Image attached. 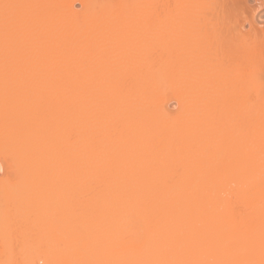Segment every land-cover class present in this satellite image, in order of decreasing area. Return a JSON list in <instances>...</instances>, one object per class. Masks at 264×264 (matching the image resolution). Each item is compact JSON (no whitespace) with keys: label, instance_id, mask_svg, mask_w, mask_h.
<instances>
[{"label":"bare ground","instance_id":"6f19581e","mask_svg":"<svg viewBox=\"0 0 264 264\" xmlns=\"http://www.w3.org/2000/svg\"><path fill=\"white\" fill-rule=\"evenodd\" d=\"M247 1L7 0L22 5H60L54 10L35 7L23 11L51 18L56 26L67 29L70 44H94L95 49L87 57L86 66L77 64L69 69L72 87L64 93L63 105L54 103L37 121L33 132L41 140L40 151L31 157L23 152L11 153L5 175L17 169L20 176L32 174V186L20 191L24 194L40 188L47 191L52 184L64 188V180L74 187L80 185L82 176H110L121 207L134 209L136 217L149 221L154 216L156 220V233L152 230V236L148 232L146 238L143 235L136 242L131 240L137 248L136 258L150 252L154 257L153 253L170 246L169 252L190 253L183 260H226L210 229L203 230L204 234L185 230L180 233L177 224L208 219L210 225V218L217 215L221 205L233 208L227 213L235 219L239 213L236 209H243L244 214L239 216L243 219L247 214L244 220L249 216L250 222L253 219L247 230L249 234L251 230L249 248L258 255L259 264L264 219L259 99L264 19L260 24L253 16L264 15V0H253L251 5ZM73 3L86 7H68ZM142 5L166 7L160 9L163 16L154 17L152 9ZM183 5L211 7H177ZM186 18L192 22L186 23ZM205 23L218 32L225 48L253 46L254 79L244 77L241 84L242 77L235 66L219 68L213 64L201 46V26ZM249 88L256 96L254 105L245 98ZM237 95L238 102H233ZM170 100L176 101V112L167 109ZM3 131L0 34V143ZM4 159L0 149V162ZM161 160L178 161L179 171L175 166L161 168ZM4 178L0 176V185L3 193H8L10 205L21 204L22 193L18 195L13 185L6 189ZM15 193L20 197H13ZM37 193L38 197L31 200L37 202L46 194L45 190ZM2 198L4 203L5 195ZM200 207H215L210 209L215 214L209 209L202 213L190 211ZM126 236H121L125 246L129 242ZM161 236L164 241L158 240ZM148 256L147 260H152Z\"/></svg>","mask_w":264,"mask_h":264},{"label":"snow or ice","instance_id":"6c2138e0","mask_svg":"<svg viewBox=\"0 0 264 264\" xmlns=\"http://www.w3.org/2000/svg\"><path fill=\"white\" fill-rule=\"evenodd\" d=\"M76 5H79L78 7ZM44 7L56 9L60 5H22L0 0V34L3 40V139L0 149L4 153V161L0 162V176H4V184L9 186L19 183L20 172L17 169L6 173L5 164L11 161V153L23 152L33 156L40 151L41 140L33 132L41 116L50 111L54 103L63 105V95L72 87L69 69L77 64L86 66L87 57L94 51L95 45L70 44L67 29L56 26L51 18L24 12V9ZM73 9H82L85 5L73 3ZM152 9V15L163 16L162 5H142ZM177 7L206 9L210 5H183ZM186 23H191L186 18ZM83 35V34H82ZM201 46L210 54L216 67L231 68L235 66L244 77L255 78V57L252 45L238 46L235 50L222 46L220 36L207 23L201 26ZM261 73H264V49L261 52ZM259 94L261 111V169L264 175V77L261 76ZM246 101L256 103V96L249 88ZM237 95L233 102H238ZM70 107V106H69ZM175 166L179 171V162L161 160L160 167ZM146 207V205H144ZM228 212L234 211L228 207ZM26 229L19 224L12 212L7 193L4 200L3 227L0 231V244L12 258L7 264H45L40 258L43 247L38 233L32 230L31 236L25 235ZM143 235V227L135 234ZM28 246L36 249L33 256L24 255ZM261 260L264 264V219L261 222ZM48 264H110L104 261H63L49 260ZM136 264H256L255 261H235L225 259L205 260H143Z\"/></svg>","mask_w":264,"mask_h":264},{"label":"rangeland","instance_id":"374dc122","mask_svg":"<svg viewBox=\"0 0 264 264\" xmlns=\"http://www.w3.org/2000/svg\"><path fill=\"white\" fill-rule=\"evenodd\" d=\"M247 2H249V5L253 4V0H248ZM76 6L78 7L79 5ZM248 16L251 17L250 14H248ZM253 17V20L257 23H263L264 15L254 14ZM245 27L246 29L248 28L247 22H245ZM167 109L171 112H176V101L170 100L168 102ZM31 176L32 174L28 172L22 174L19 181V183H21V181L23 180V183H21L22 185L18 183V185L14 184V187L11 186L18 195L24 192L23 190H25V188L32 186V181L34 180V178L33 176ZM82 178L83 179L81 180L80 185L74 187L70 185L68 186L69 183L64 180L63 184L66 185H64V188H62V186L60 185L61 189L60 187H58L60 190H57L58 188H56L55 185L52 184V186L47 187V191H49L50 194L46 191L45 188H40V190L37 189L34 192H30V194L22 193V199L20 196H17L16 193L15 195L11 194L15 198L20 197L19 202H21L22 204V206L18 202L14 205L12 204L11 209L15 210H12L14 217L19 224L25 227L26 236L30 237L32 230H35L38 233V239L43 245V247L40 249V258L44 260L45 264H48V261L53 259L63 261H104L110 262V264H125V262L128 261L127 263L130 262L129 264H136L138 260L143 261L144 257V259L147 260V255L152 257V260H183L186 258V256H190V253L188 251L179 254L178 252H176L177 250L173 249L174 251H172V249L170 248L171 251L169 252V246L167 249H165V251L159 250L160 252H155L156 250H153V252H155L152 254L154 255V257L150 255L151 252L149 251V254H143L142 256L136 258L137 248L134 247L135 244L133 245L134 242H131V240H135L136 242L135 234L141 230V227H143V235L145 236L142 238H146V236L149 235L152 236L153 234H150L152 230H154L153 233L157 232V230L155 231L156 226L154 227V223L156 224V220L155 218H153L154 216H152V219L149 218V222L148 220L143 219L145 217H136L137 215H134L133 213L134 209L132 210V208L130 209V207H121L118 203L119 193L113 186L112 178H110V176L96 174L82 176ZM57 180L60 179L58 178ZM25 181L26 185L24 184ZM27 181L29 182V185H27ZM61 182L60 184H62ZM1 186L2 185H0V189L2 190L3 186L2 188ZM20 187L22 188V190H20ZM44 190L46 194H43L44 196H42L41 194L44 192ZM62 190H64V192H61ZM3 192L4 191L2 190V194L0 193V200H3L2 195H5ZM37 192L41 193V197H39L42 199V201H40L41 199L38 198L40 202H36V200L34 199L36 203H32V201L34 200H31V197H38V195H36ZM53 192L56 193L54 194ZM29 195L33 196L29 197ZM64 196L67 199H65ZM64 200L69 202L65 203L66 201L64 202ZM34 204L35 206H33ZM36 204H38V206ZM3 205L4 203L0 201V231H2L3 227ZM18 206L20 207V209H17ZM23 208L26 210L22 212ZM28 208L30 209L28 210ZM129 209L132 211H130ZM205 209L206 207L192 208L190 209V211L193 210L194 212L196 211L202 213V211L205 212ZM208 209L209 208H207L206 210ZM210 209L209 212L213 213L212 210H214L215 207L211 211ZM178 210L182 211V208H179ZM183 210L184 212H190L189 208H183ZM236 210H238L240 214H242V212L244 211L243 209H241V212L239 208ZM216 211H219L218 213L216 212L219 217H217L218 219L216 218L214 220L217 215H213L210 218V220L213 221H210V225L208 224V219H206L207 221L204 219L198 221L195 220L193 222L190 220H186L184 222L180 221L177 224L178 226L180 224V230L178 232L181 231L180 233H183V231L185 230L186 232L188 231L193 234H197L198 232L202 233L203 230H206L207 232L210 229V231L214 234L217 244H219L218 246H222V249L221 247L220 249L221 251H223V253H225L226 260L228 258V260L234 259L235 261H255L256 264H258V255L253 253L252 249L249 248V245L251 243V239L249 237L251 234V230L250 234L248 233L249 231H247L248 228L251 229L250 226L252 225L251 222H253V219L251 218L250 222V216L248 214V221L244 220L246 219L245 217L247 214H245V217L243 216L244 218L242 219V215L239 216V213L236 214V216L238 215L236 219L230 218L231 216L229 217V213H227L228 211L226 205H224V207L223 205H221V207H219V209ZM213 214H215V212ZM239 217L241 220L239 219ZM144 220H146V222ZM152 220H155V222ZM235 220L237 221L234 222ZM147 223H149V226ZM205 223H207L208 227H210L208 228L207 224ZM150 224L152 225V227ZM187 227H189V230H187ZM206 232H203V234ZM147 233L149 235H147ZM123 235H127L126 240H129V242H131L130 244H128V242L127 246H125L126 241L124 242V245L122 243L121 236ZM247 235L249 239H247ZM158 240L164 241L165 239L163 236H161L160 238L158 237ZM231 250H234L235 252L234 253L232 251L234 254H232L233 257H230ZM35 251V248H33L32 246H28L24 250V255L31 257L33 256ZM11 258L12 257L5 252L2 244H0V264H7V261Z\"/></svg>","mask_w":264,"mask_h":264}]
</instances>
